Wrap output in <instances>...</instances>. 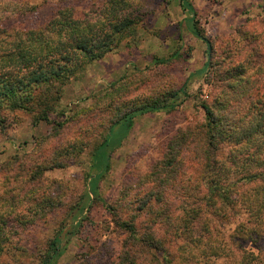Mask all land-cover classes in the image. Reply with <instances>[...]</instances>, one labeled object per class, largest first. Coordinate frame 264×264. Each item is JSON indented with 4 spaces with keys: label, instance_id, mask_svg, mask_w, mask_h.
<instances>
[{
    "label": "rangeland",
    "instance_id": "1",
    "mask_svg": "<svg viewBox=\"0 0 264 264\" xmlns=\"http://www.w3.org/2000/svg\"><path fill=\"white\" fill-rule=\"evenodd\" d=\"M106 1L74 0L73 5L78 15H92ZM28 2L37 11L17 21L34 27L60 0ZM116 2L126 8L132 33L68 82L44 86L51 96L48 121L37 119L42 109L34 104L13 110L5 99L1 106L0 264H37L56 234L64 247L56 264H120L127 233L114 214L119 221L135 216L139 233L153 226L164 246L174 250L172 264H184L177 248L186 242L172 229L178 221L173 215L185 199L182 192L196 196L209 189L204 170L216 158V151L205 149L202 102L213 104L226 127L234 121L236 131L259 118L251 101L264 102V0ZM190 17L210 51L190 31ZM179 89L173 110L133 119L127 135L109 151L97 195L76 218L89 175L96 173L93 148L110 125L126 111ZM218 146L219 156L228 159L239 144L232 136ZM170 164L176 176L166 174ZM235 222L227 223L228 232Z\"/></svg>",
    "mask_w": 264,
    "mask_h": 264
},
{
    "label": "trees",
    "instance_id": "2",
    "mask_svg": "<svg viewBox=\"0 0 264 264\" xmlns=\"http://www.w3.org/2000/svg\"><path fill=\"white\" fill-rule=\"evenodd\" d=\"M28 1L0 0V110L5 99L11 101L7 104L13 110L28 109V105L34 104L42 109L37 119L48 121L51 103L44 86H61L87 64L103 58L132 33L133 22L126 16L123 4L116 0H107L92 15L86 12L78 15L74 0H60L47 20L25 27L17 20L37 11L36 5ZM186 5L191 10L190 4ZM188 23L190 31L204 39L210 51L211 44L195 29L193 17L188 18ZM179 92L180 89L140 104L110 125L107 135L93 148L91 166L96 173L89 175L86 200L78 208L76 218L97 195L99 179L109 168V151L121 143L133 119L148 112L173 110L177 105L173 98ZM201 107L206 120L202 126L205 149L216 151L210 168L204 170L212 185L196 196L187 190L182 192L185 199L177 206L178 215H173L179 222L173 223L172 229L179 232L186 244L177 250L184 254V264H219L220 258L226 259L224 264H264V102L251 101L252 111L255 114L258 109L259 118L247 120L246 126L242 123L238 131L234 121L226 127L225 117L216 115L213 104L202 102ZM232 136L239 147L231 148L232 154L223 159L218 154V145ZM174 164H170L168 176H176ZM114 217L127 233L122 241L120 264L173 263L174 250L164 246L165 241L160 240L153 226L139 233L135 216L121 221L116 214ZM233 220L235 225L228 232L227 223ZM3 233L0 231L1 240ZM60 237L56 234L51 238L37 264L57 263L64 252Z\"/></svg>",
    "mask_w": 264,
    "mask_h": 264
}]
</instances>
